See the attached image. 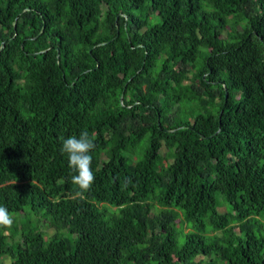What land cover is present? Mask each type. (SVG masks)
<instances>
[{
  "label": "trees",
  "instance_id": "1",
  "mask_svg": "<svg viewBox=\"0 0 264 264\" xmlns=\"http://www.w3.org/2000/svg\"><path fill=\"white\" fill-rule=\"evenodd\" d=\"M0 206V264H264V0H0Z\"/></svg>",
  "mask_w": 264,
  "mask_h": 264
},
{
  "label": "clouds",
  "instance_id": "2",
  "mask_svg": "<svg viewBox=\"0 0 264 264\" xmlns=\"http://www.w3.org/2000/svg\"><path fill=\"white\" fill-rule=\"evenodd\" d=\"M95 148L93 139L87 131H82L77 136H69L62 139L60 151L68 159V167L72 170L71 183L75 186L76 191L73 198H82L83 194L92 187L95 175L92 170L91 151ZM14 220L12 214L4 206H0V227L9 228Z\"/></svg>",
  "mask_w": 264,
  "mask_h": 264
},
{
  "label": "rangeland",
  "instance_id": "3",
  "mask_svg": "<svg viewBox=\"0 0 264 264\" xmlns=\"http://www.w3.org/2000/svg\"><path fill=\"white\" fill-rule=\"evenodd\" d=\"M188 108L191 109V110H192V108H193V110H196L197 107L196 106L195 107L194 106H188ZM163 148H164V146H163ZM217 200H218V204H219L218 210L221 207H224L225 208V211H228L229 210V205L223 199V197H221L220 195H217ZM155 207H156L157 210H160L162 208V206H160L158 203H156V206ZM225 211H220V212H225ZM172 213H173L172 209L171 208H168L167 209V215L170 216V215H172ZM180 218H181V220L179 221V219H177V221L178 222H182L183 224L177 226V229H178L179 232L180 231H184V232L195 231V229L191 225V223H188V221H183V218L181 216H180ZM43 230L45 231V234L48 235V233L46 232L48 230V228L47 227H44ZM214 233L220 234V232H212V231H208L207 232V234L209 235V238H210L211 235H215ZM66 236H68V235H66ZM210 240H211V238H210ZM179 242L180 243L184 242V237H180ZM199 258H201V259H199ZM210 258L213 259V261H214L215 264H222L215 255H199V256H195V258L193 260L194 261H200L201 264H205V262L207 263ZM3 260L4 261H7L8 259H7V257H5ZM183 264H185V263H183Z\"/></svg>",
  "mask_w": 264,
  "mask_h": 264
}]
</instances>
